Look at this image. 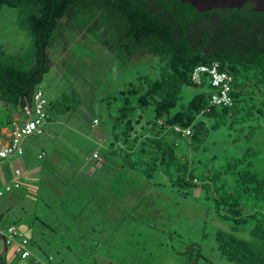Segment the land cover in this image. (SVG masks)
I'll return each instance as SVG.
<instances>
[{
	"label": "trees",
	"instance_id": "obj_1",
	"mask_svg": "<svg viewBox=\"0 0 264 264\" xmlns=\"http://www.w3.org/2000/svg\"><path fill=\"white\" fill-rule=\"evenodd\" d=\"M4 6L27 17L31 48L17 53L0 48L2 105L26 113L33 106L52 66L49 49L60 37L77 33L92 39L124 63L153 55L155 76L141 75L103 100L100 108L106 112L85 114L105 145L91 165L102 171L115 163L121 167L115 174L139 171L149 179L162 172L173 187L202 188L219 218L232 220L235 229L250 227L251 238L217 231L221 254L231 264H264V12L254 11L251 2L201 12L182 0H0V10ZM213 60L234 76L232 106H209L208 78L191 79L197 65ZM188 88L197 91L188 97ZM62 102L47 105L49 119ZM176 126L192 132L184 135ZM218 134L226 147H236L221 161L218 147H212ZM200 147L211 151L207 161L191 156L190 150ZM72 183L82 189L79 181ZM79 192L75 203L84 209L89 191ZM197 250L196 255L189 249L188 264H199ZM41 259L55 263L52 255Z\"/></svg>",
	"mask_w": 264,
	"mask_h": 264
},
{
	"label": "rangeland",
	"instance_id": "obj_2",
	"mask_svg": "<svg viewBox=\"0 0 264 264\" xmlns=\"http://www.w3.org/2000/svg\"><path fill=\"white\" fill-rule=\"evenodd\" d=\"M26 18L18 9L9 6L0 10V48L10 53L31 48V37L25 29ZM76 34L60 37L49 49L53 65L40 84L53 104L61 103L67 96L70 98L52 115V124H62L63 136L56 133H51V138L30 136L25 138L23 146L35 150L47 148L50 157L37 160V164L50 158L53 164L48 173L53 172L61 178H69L68 174L77 171L91 173L95 167L92 166L91 171L88 167L93 153L105 146L85 114L101 110L107 98L137 82L139 76L157 74L154 69L157 58L153 55L136 56L124 63L110 49L92 39H80ZM67 41L69 45L64 52ZM186 91L190 97L197 90L188 88ZM101 111L106 112L105 109ZM0 112V118L8 124L9 116L2 104ZM219 137V142L212 147H218L221 161L236 147H226L222 143L223 136ZM203 149H191L190 154L207 161L211 151L203 152ZM56 151L62 158L54 156ZM109 165L106 171L117 173L121 170L113 166L115 163ZM136 172L116 175V179L105 177L98 182L88 178L79 182L82 189H72V180L69 194L58 182L54 184L58 190L51 187L55 192L46 189L38 175L35 183L38 193L32 196L34 198L24 196L10 211L4 208L5 199L0 201V229L6 232L11 224L24 228L33 238L30 243L33 253L43 259L52 255L54 264H188V252L193 248L196 255L198 248L201 251L199 264H231L218 248L217 231L251 238L249 226L235 229L232 220L216 215L212 201L206 199L202 188L173 187L162 172L155 173L152 179L143 172ZM95 184L98 190L91 189ZM79 191H89L87 199L90 202L85 210L75 203ZM60 199L65 204L58 203ZM9 252L13 257L7 264H31L20 259L11 244Z\"/></svg>",
	"mask_w": 264,
	"mask_h": 264
},
{
	"label": "built area",
	"instance_id": "obj_3",
	"mask_svg": "<svg viewBox=\"0 0 264 264\" xmlns=\"http://www.w3.org/2000/svg\"><path fill=\"white\" fill-rule=\"evenodd\" d=\"M204 77L208 78V82L213 88L209 95V106H232L234 103L233 89L234 76L221 68V62L213 60L207 64L197 65L192 73L191 79L194 82L201 83ZM49 101L43 89L39 88L34 93V104L28 107L27 114L29 119L23 124H15L12 131L11 139L4 146L0 147V157H7L11 155H23L24 147L23 140L34 135H41L44 133V125L49 121V113L47 105ZM98 123V119L94 120ZM177 131H182L184 135L191 134V128H181L176 126ZM103 144V139H100ZM42 155V154H41ZM94 158L99 157L98 150L93 153ZM21 175V169L15 170V177ZM14 187H19L20 182L16 178L13 182ZM11 185H0V199L9 191L12 190ZM1 226V218H0ZM0 232L5 234L8 247L11 244L14 252L19 254L20 259L32 261L34 264H45L38 255L34 254L30 248V236L24 228L18 227L14 224L8 226L6 232L0 229ZM52 259V257H50Z\"/></svg>",
	"mask_w": 264,
	"mask_h": 264
},
{
	"label": "crops",
	"instance_id": "obj_4",
	"mask_svg": "<svg viewBox=\"0 0 264 264\" xmlns=\"http://www.w3.org/2000/svg\"><path fill=\"white\" fill-rule=\"evenodd\" d=\"M48 101L49 103L51 102L49 98ZM5 109L7 110L9 116V122L8 124H6L5 120L0 118V147L4 146L6 143L10 141L15 124H23L29 119V115L26 112H24V110L18 107L6 106ZM0 116H2L1 112H0ZM52 122H53L52 119H49V121L46 122V124L44 125V133L41 135L46 136L47 138H51V133L54 134L56 133L58 136L62 137L63 129L60 128V125L62 126V124H52ZM34 136H40V135H34ZM24 140H23V146H24ZM48 156L50 157V153L49 150H47V148L42 147L40 150H35L33 147L28 146V147H24L23 155H11L7 157H0V185L8 184L13 187L12 188L13 192L11 193L7 192L8 194L6 193L7 195L5 194L6 196L0 199V201L5 199V203H4L5 210L10 211L14 206V204L17 202V200L19 199L23 200L24 196L31 198L32 196L36 195V193H38L37 187L35 186L36 181L39 180L37 177L38 175H40V180L44 183L46 189L53 191L51 189L52 187L58 190L57 187H55L54 185L56 182H58L59 187L63 188V190L66 193L70 190L69 184L72 179L82 182L84 181V179L87 180L88 178L90 179L93 178L98 182V179H104L105 177L112 178L116 175L117 177L119 176V174L106 171L105 168L102 171L96 170L97 167L95 168L93 167L94 168L93 169L92 166L94 165L91 164L93 163L94 159H91L90 166L88 167V170L90 171L93 169L91 173H88V171L79 173L77 171L75 174H68L69 178H67V176L61 178L58 174H55L53 172L48 173V171H50L49 168L51 167V164H53L50 158H48V161L37 164V160L43 159ZM54 156L56 158H62L59 151H56L54 153ZM16 169H21L20 176L15 177ZM103 175L105 176L101 177ZM41 176L43 179L41 178ZM117 177H114L113 179H116ZM16 178L20 182L21 186L18 189L14 190L15 187L13 186V182L15 181ZM72 188L75 189L76 187L72 185ZM57 192L58 195L60 196L63 194L59 191ZM62 196H64V194ZM50 198L51 197H49V199ZM60 200H58V203L62 204ZM50 201L56 202L53 200V198H51ZM12 257H13L12 253L10 254L9 252L8 259H12ZM29 263L31 262L29 261Z\"/></svg>",
	"mask_w": 264,
	"mask_h": 264
},
{
	"label": "water",
	"instance_id": "obj_5",
	"mask_svg": "<svg viewBox=\"0 0 264 264\" xmlns=\"http://www.w3.org/2000/svg\"><path fill=\"white\" fill-rule=\"evenodd\" d=\"M183 2L190 3L199 11H210L212 9L220 8H238L240 9L246 3L251 2L254 4V11L264 12V0H182ZM1 250L0 257H3L2 264H7L9 247L5 234L0 232Z\"/></svg>",
	"mask_w": 264,
	"mask_h": 264
}]
</instances>
